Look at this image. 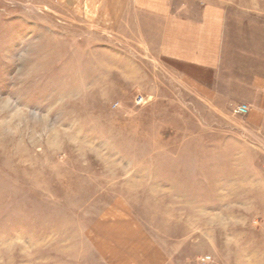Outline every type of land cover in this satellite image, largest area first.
I'll use <instances>...</instances> for the list:
<instances>
[{"label": "rangeland", "instance_id": "obj_1", "mask_svg": "<svg viewBox=\"0 0 264 264\" xmlns=\"http://www.w3.org/2000/svg\"><path fill=\"white\" fill-rule=\"evenodd\" d=\"M203 1L264 51V0ZM99 18L0 0V264H264V120L228 79L250 59L199 72Z\"/></svg>", "mask_w": 264, "mask_h": 264}, {"label": "crops", "instance_id": "obj_2", "mask_svg": "<svg viewBox=\"0 0 264 264\" xmlns=\"http://www.w3.org/2000/svg\"><path fill=\"white\" fill-rule=\"evenodd\" d=\"M84 1L91 8L97 6L99 21L106 25L105 31H130L132 41L136 40L139 47L146 48L147 54L170 63L201 72L220 71L228 61L235 62L234 56L238 54L250 59V68L239 69L228 79L233 80L237 88L241 87L245 98L242 102L250 111L248 118L260 122L264 120L263 48L258 47L248 53L245 35L241 33L236 39L237 44L242 43L243 47L233 46L231 41L227 45L228 40L225 44L224 40L228 39L230 33L239 31L226 18L223 7L203 0ZM255 38L260 42L259 35H255ZM253 127L264 130V126Z\"/></svg>", "mask_w": 264, "mask_h": 264}, {"label": "built area", "instance_id": "obj_3", "mask_svg": "<svg viewBox=\"0 0 264 264\" xmlns=\"http://www.w3.org/2000/svg\"><path fill=\"white\" fill-rule=\"evenodd\" d=\"M246 111H247V107L244 106V105L237 106V107L234 109V112H235V113H238V114H244Z\"/></svg>", "mask_w": 264, "mask_h": 264}]
</instances>
